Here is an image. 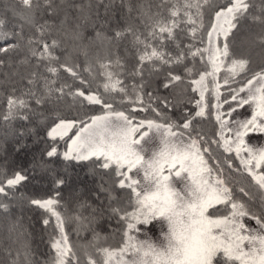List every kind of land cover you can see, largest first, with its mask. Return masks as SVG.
Masks as SVG:
<instances>
[{
    "label": "snow or ice",
    "instance_id": "1",
    "mask_svg": "<svg viewBox=\"0 0 264 264\" xmlns=\"http://www.w3.org/2000/svg\"><path fill=\"white\" fill-rule=\"evenodd\" d=\"M12 12L0 13V264H264V0H13ZM69 166L99 182L66 197Z\"/></svg>",
    "mask_w": 264,
    "mask_h": 264
},
{
    "label": "trees",
    "instance_id": "2",
    "mask_svg": "<svg viewBox=\"0 0 264 264\" xmlns=\"http://www.w3.org/2000/svg\"><path fill=\"white\" fill-rule=\"evenodd\" d=\"M12 6H13V0H0V13H8L11 17H13V23H16L15 14L12 12ZM33 151L38 152V146L33 148ZM23 160V158H21ZM25 163H27L26 160H24ZM59 166V165H58ZM70 177L69 181V187L65 189L64 195L66 197H71V193L73 188L79 187L80 189H83L85 185H87L89 188H93L95 184L99 182L98 177L92 176L88 174L87 169L81 168V167H72L69 166L68 173ZM42 187L43 189H47V184H44L42 186L38 185H29L27 188L21 189V191L26 192L28 194H33L37 192V188ZM70 206H72L70 204ZM27 215L32 216L34 227L35 229H39L40 225L38 223H35V216L34 213H27ZM31 230V229H30ZM84 240L90 239V233L85 232L84 234ZM72 239H76V237L73 235ZM83 242V241H82Z\"/></svg>",
    "mask_w": 264,
    "mask_h": 264
},
{
    "label": "rangeland",
    "instance_id": "3",
    "mask_svg": "<svg viewBox=\"0 0 264 264\" xmlns=\"http://www.w3.org/2000/svg\"><path fill=\"white\" fill-rule=\"evenodd\" d=\"M248 224H249V226H255L254 225V222H252V221H248L247 222ZM149 235L152 237V239L155 241L158 237H159V230H158V228H156V227H153L152 229H151V231L149 232ZM141 239H143L144 237L143 236H141L140 237Z\"/></svg>",
    "mask_w": 264,
    "mask_h": 264
}]
</instances>
